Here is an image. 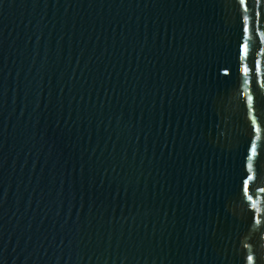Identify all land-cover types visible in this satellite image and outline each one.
I'll return each instance as SVG.
<instances>
[{
  "label": "water",
  "instance_id": "95a60500",
  "mask_svg": "<svg viewBox=\"0 0 264 264\" xmlns=\"http://www.w3.org/2000/svg\"><path fill=\"white\" fill-rule=\"evenodd\" d=\"M0 264H264V0H0Z\"/></svg>",
  "mask_w": 264,
  "mask_h": 264
}]
</instances>
